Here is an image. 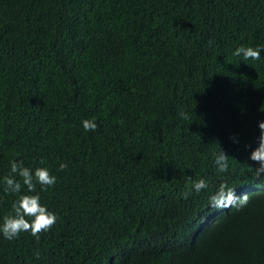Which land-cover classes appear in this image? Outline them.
Instances as JSON below:
<instances>
[{
	"label": "trees",
	"instance_id": "1",
	"mask_svg": "<svg viewBox=\"0 0 264 264\" xmlns=\"http://www.w3.org/2000/svg\"><path fill=\"white\" fill-rule=\"evenodd\" d=\"M262 120L264 0H0V223L24 194L57 217L39 240L0 234V264H264V192L192 257L146 239L189 179L210 203L230 168L255 175ZM12 160L55 184L5 193Z\"/></svg>",
	"mask_w": 264,
	"mask_h": 264
},
{
	"label": "clouds",
	"instance_id": "2",
	"mask_svg": "<svg viewBox=\"0 0 264 264\" xmlns=\"http://www.w3.org/2000/svg\"><path fill=\"white\" fill-rule=\"evenodd\" d=\"M260 52L259 48L239 46L233 55L242 57L243 60H259ZM82 127L85 131H95L97 128L95 118L83 120ZM258 127L260 129L258 145L251 151L249 157L259 165L255 168V175H240L241 172L238 169L236 171V168H230L228 175H230L231 183L228 186L221 183L217 190L211 193L210 203L207 199L204 201L200 198V194L203 193L202 189L208 187L207 181L189 179L182 193L183 200L176 201L166 212L149 215L147 220L158 219L156 220L157 227L146 235L147 240L159 244L162 238L169 240L171 235L177 251L186 248L192 257L211 240L214 227L219 219L242 209L252 203L259 193L264 192V180H261L264 177V120L258 121ZM228 158L229 156L221 149L215 154L214 163L219 172L228 170ZM10 167L12 175L3 178L5 193H20L22 184L26 186L28 192L35 193L36 184L44 190L56 182V177L43 167H37L33 172L25 167L22 161L17 160L10 161ZM65 168L67 164L59 165V170ZM17 176L19 180L16 179ZM192 192H196L197 200L189 201L187 198ZM12 212L13 214L5 216L0 223V234L8 240L16 239L22 232H29L32 238L39 240L40 233L51 229L57 220L53 212L41 205L38 194L20 195L12 204ZM34 256L38 258L39 252H35Z\"/></svg>",
	"mask_w": 264,
	"mask_h": 264
}]
</instances>
